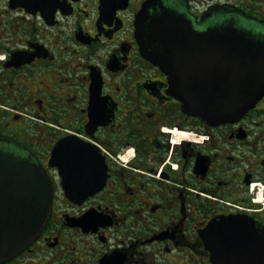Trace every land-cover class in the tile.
<instances>
[{
  "label": "flooded vegetation",
  "instance_id": "1",
  "mask_svg": "<svg viewBox=\"0 0 264 264\" xmlns=\"http://www.w3.org/2000/svg\"><path fill=\"white\" fill-rule=\"evenodd\" d=\"M0 0V150L53 186L37 238L3 264H212L200 236L218 216L264 232V96L239 120L186 111L146 59L137 16L173 12L195 31L232 24L264 42V0ZM149 30L166 27H148ZM89 149L91 187L69 198L54 148ZM262 198L261 202L259 201Z\"/></svg>",
  "mask_w": 264,
  "mask_h": 264
},
{
  "label": "water",
  "instance_id": "2",
  "mask_svg": "<svg viewBox=\"0 0 264 264\" xmlns=\"http://www.w3.org/2000/svg\"><path fill=\"white\" fill-rule=\"evenodd\" d=\"M39 10V0H14ZM142 11L136 38L142 55L169 75L173 95L192 116L210 125L239 120L264 96V42L232 24L195 31L188 21L167 12L159 21ZM166 27L149 30L148 27ZM85 147L61 155L57 145L51 166L74 161L61 169L62 185L75 201L93 194L90 156ZM53 186L37 162L0 150V264L6 263L43 230L51 209ZM212 264H264V232L249 221L218 216L200 232Z\"/></svg>",
  "mask_w": 264,
  "mask_h": 264
}]
</instances>
